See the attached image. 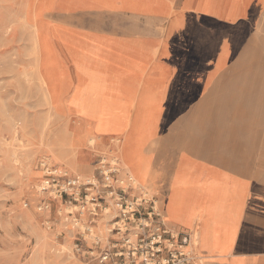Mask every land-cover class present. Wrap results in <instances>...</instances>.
Segmentation results:
<instances>
[{
	"label": "rangeland",
	"instance_id": "rangeland-1",
	"mask_svg": "<svg viewBox=\"0 0 264 264\" xmlns=\"http://www.w3.org/2000/svg\"><path fill=\"white\" fill-rule=\"evenodd\" d=\"M4 8V3L0 4V13L5 11ZM262 16L255 44L247 48L245 57L247 63L256 67L254 71H247V80H262V85L257 87L253 103H246L250 112L242 123H247L249 127L255 124L264 132V14ZM7 23L9 22L0 23V264H131L126 241L136 243L142 234L136 220L147 217L150 201L156 199L140 192L131 179L121 180V176L127 173L128 166L118 157V164H115L104 161V154H96L86 169H80V165L69 166L46 151H58L76 139L78 129L70 119L84 121L94 127L108 128V136L115 140L124 133L128 138L132 136L133 133L127 131L126 126L138 116L140 131L133 132L144 136L149 143L169 128L180 110V104L173 98L165 102L144 101L138 103L134 114H131L129 103L121 100L120 105L123 106L115 105L106 95H91V87L85 85L81 96L71 100L72 104L80 105V112L67 107L65 114L61 104L59 107L52 104L47 88L43 85L41 72L37 68L39 56L33 54L35 38L32 28L22 22L10 31ZM86 76L92 83L103 85L99 93L108 92L110 82L104 79L110 76L109 72L87 71ZM66 94L64 93V97ZM119 107L129 110L131 116L121 110L115 111ZM227 122L230 125L223 128L224 120H216L219 125L215 126L214 137L207 133V119L181 120L175 129L178 131L176 140L165 148L170 150L186 146L185 148L191 149L189 152L193 156L222 166L221 168L232 161L238 163L239 151L229 150L227 147L238 134L240 121L227 119ZM212 138L216 140L215 149H212ZM157 143H150L154 152ZM110 144L112 147L113 141ZM240 154L243 164H252L247 170L255 173L257 169L264 181V150H248ZM114 168L118 172L112 173L109 183H106L104 174ZM55 170L60 175L67 172L69 177H79L81 180L96 177L97 188L81 203L71 204L69 198L56 199L44 185L52 175L51 171ZM31 173L35 178L32 182L28 178ZM207 178L210 176L203 177L201 173L196 176L193 196L189 199L183 196L181 199L183 204L184 201L187 203L186 209L180 207L178 213L176 211L172 215L159 213L165 225H168V220L187 227L192 224L191 232L180 228L183 232L179 233H192V242L196 234L201 235L203 246L211 254L218 253L222 256L225 254L221 251L231 242L233 247L238 241L241 223L235 222L237 206H232V211L228 209V213L214 220L216 224L205 225L204 233L195 229L194 220L204 209L202 193ZM179 185L181 183H177V188ZM184 188L180 190H185ZM190 188L192 190V186ZM94 196L95 202L92 200ZM235 198L232 195L229 199ZM122 199L134 204L132 206L137 212L134 218L124 215L126 206L121 207ZM229 199L226 200L227 205ZM216 208L214 207L215 210ZM92 213L96 214L97 220L94 223L91 222ZM213 213V218L219 216L215 211ZM207 226L213 228L214 232L217 231V238L207 231ZM217 239L219 241L216 245ZM107 256L109 259L104 261ZM263 258L224 256L218 259H229L231 264H256ZM200 263L204 261L200 259Z\"/></svg>",
	"mask_w": 264,
	"mask_h": 264
},
{
	"label": "crops",
	"instance_id": "crops-1",
	"mask_svg": "<svg viewBox=\"0 0 264 264\" xmlns=\"http://www.w3.org/2000/svg\"><path fill=\"white\" fill-rule=\"evenodd\" d=\"M3 3L6 8L0 13V23L11 22L12 18L21 21L24 18L27 22L29 10L33 18L29 26L37 42L39 62L45 55L55 58L59 77L69 89L65 91L66 97L71 98L77 87L86 85L87 71H99L109 72L110 77L104 81L110 82L117 97L130 104L131 114L138 103L148 100L165 102L173 98L184 102L185 108L169 128L149 143L158 142L157 152L184 153L196 162L203 176L217 171L229 187L239 185L245 189L238 205L229 200L230 206H237L240 214L244 213L238 249L246 257H264V181L257 169L255 173L247 170L252 164H243L240 154L264 150L261 127L242 123L250 112L246 103H253L257 87L262 85V80H247V71L256 67L247 63L245 57L260 31L264 3L246 12L242 11L243 0L0 2ZM244 28L247 33L232 54L219 47L228 40L231 30ZM193 44L197 48L191 50ZM198 44L204 45V50H199ZM126 84L130 89L121 94V86ZM220 118L224 120L223 128L230 125L227 119L240 121L238 134L227 147L239 151L238 163L232 161L221 168L193 156L186 146L165 148L176 140L175 129L181 120L207 119V133L215 137V126L219 125L216 120ZM215 141L212 138V149ZM110 147V141L101 143L99 154H105ZM168 225L175 228L173 232H183L180 228L191 232L192 228V224L187 227L174 220H168ZM194 253L197 264L200 259L204 264H231L229 259L220 261V255L211 254L202 243Z\"/></svg>",
	"mask_w": 264,
	"mask_h": 264
},
{
	"label": "bare ground",
	"instance_id": "bare-ground-1",
	"mask_svg": "<svg viewBox=\"0 0 264 264\" xmlns=\"http://www.w3.org/2000/svg\"><path fill=\"white\" fill-rule=\"evenodd\" d=\"M1 1L7 0H0V2ZM183 1L186 2L189 0ZM260 3H264V0H243L242 11L246 12L252 10L256 7V5ZM12 19L13 20L11 22L6 24L7 29H9L10 31L15 28L18 23L22 24L23 22L29 25L30 21L33 20L29 10L26 16L27 22L24 20V18H22L23 21H21V18L20 20L19 18H17V20L15 18ZM245 33H247L246 28L231 30L230 34L227 36L228 40H225L223 44L219 45V47L223 46L225 51L228 52V54H232L233 50L236 49L237 45L239 44ZM32 41L33 39L31 38V42ZM33 44V54L34 56L36 55L38 57L39 50L37 47L36 39ZM198 45L199 50H204V45ZM190 47L191 50L197 48V46H195L194 44ZM27 59H29V57ZM37 68L41 72L43 85L47 88V92L49 94L50 100L52 101V104L55 107H59V104H61V109L65 114L67 113L65 110L67 109V107L73 109L76 112H80V105L78 103L72 104L71 100H74L81 96V90L84 88V86L77 87L71 98L66 99V96L64 97V93L69 89L67 88V82L62 81L59 77V71L55 58H53L51 55H45L42 60V63L40 64L39 62ZM86 85L91 87V91H93L92 93H90L91 95H106L107 99H111L112 101H114L113 103L115 105L119 104L118 106H123L120 105L121 98L115 95L116 90L111 87L110 83L108 84V92H106L105 94L99 93L100 88H102L103 86L101 84H97L96 82L92 83L88 79ZM126 89H130L128 85H122L120 90L121 94L127 92ZM175 101L180 104V110L177 111V116L179 112L185 108L186 104L179 100ZM117 109L118 110L115 109V111L119 112L121 110L123 111V113H128L131 116L129 110H126L122 107H119ZM70 121H72L74 123V126H76L75 128L78 129V132H76L78 134L76 135V139L62 146L58 151L47 150V154H49L56 160L68 164L69 166L73 167L80 165V169H86L89 165V162L92 160V157L94 155L96 156V154H99L101 152V143L113 141L116 149L110 147L108 152H106L105 154L103 153L104 156H106L104 158V161H109L115 164H118L119 159H122L124 161L125 165L128 166V169L127 173L121 176V180L131 179L132 183L137 187L140 192L152 198L156 197V206L158 210L164 215H169L170 213L172 215L175 214L176 211L178 213V210H180L181 208L186 209L187 203L184 201L185 204H183L181 199L183 198V196H186L187 199L193 196V184L194 182H196V176H198L199 174V171L196 167V162L186 156L184 153L177 151L161 153H158L157 151L154 152L151 148L150 143H148V139L146 140L144 136L135 133L140 131V122L138 116H136V120H134V122H129L128 124L126 123L127 131H129L130 133L132 132V136H129L128 138L127 134L124 133L123 135L118 136L115 140L108 136V131L110 132V130H107L108 128L94 127L84 121L72 119H70ZM116 157H118L119 159H117ZM209 176L210 178H207L203 184L204 191L202 194L204 199V209L201 213L202 217H198L194 220L196 224L195 229H199L203 233L205 225H213L214 223L216 224V218H221L223 214L228 213V209L230 211L234 209L229 204L227 205V199L231 198L233 195V197H236L235 199H233L235 205H238L239 201H242V196L245 193V189H243L239 185L229 187L227 183H225L222 174L217 171L209 172L208 175L203 177ZM28 178L31 182L33 179H35L32 176V173L28 176ZM177 183H181L178 188ZM190 186H192V190ZM181 188H184L185 190H180ZM230 194H232L231 197H228ZM90 203L92 204V201ZM214 207H217L218 209L216 208L215 210ZM214 211L218 213L217 215L219 216H214L213 218L212 213ZM236 211L237 215L234 217L235 222L242 224L244 216L243 214H238V208L236 209ZM213 215L215 214L213 213ZM91 216L93 217L92 219L90 218L91 222H96V214L92 213ZM168 228L170 230L175 231V228L173 227ZM212 229L207 226V231L213 233L214 237L217 238V235L215 233L217 231L214 232V230ZM200 238L201 237L199 236V234L195 235L192 242L193 248H197L200 246ZM218 241L219 240L217 239L215 242L216 245ZM232 244L233 243L231 242V244L227 248H225L224 251H221L225 255H222L220 257H224L228 254H231V256L243 258L244 256L240 254V250L238 249V241L234 244L233 247ZM256 264H264V258L258 261Z\"/></svg>",
	"mask_w": 264,
	"mask_h": 264
},
{
	"label": "built area",
	"instance_id": "built-area-1",
	"mask_svg": "<svg viewBox=\"0 0 264 264\" xmlns=\"http://www.w3.org/2000/svg\"><path fill=\"white\" fill-rule=\"evenodd\" d=\"M52 172L44 185L56 199L69 198L71 204L81 203L84 198L88 199V195L97 188L96 177L81 180L79 177H69L67 173L60 175L56 170ZM117 172L118 170L114 168L105 173L106 183H109L112 173ZM95 199L94 196L93 202L96 201ZM121 201V207L126 206L124 215H130L131 218H134L137 213L132 206L134 204L128 203L126 199ZM136 222L142 232L141 236L135 244L130 243V240L126 241L129 245L128 257L131 264H197L194 250L190 247L192 233H179L169 230L161 219L155 201H150V211L147 217L138 219ZM119 256H124V254H119ZM108 259L109 256L105 257L104 261Z\"/></svg>",
	"mask_w": 264,
	"mask_h": 264
}]
</instances>
